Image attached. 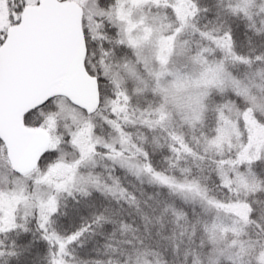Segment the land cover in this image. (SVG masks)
<instances>
[{
	"label": "snow or ice",
	"instance_id": "1",
	"mask_svg": "<svg viewBox=\"0 0 264 264\" xmlns=\"http://www.w3.org/2000/svg\"><path fill=\"white\" fill-rule=\"evenodd\" d=\"M66 2L0 0V129L11 125L21 103L31 91L50 85L55 76L71 69L70 42L56 22L57 13ZM106 3L107 0H90L84 5L88 21L81 20L83 67L85 74L95 83V102L76 101L75 105L69 104V110L63 105H57L53 110L56 97L49 96L41 104L25 111L22 117L25 129L30 126L40 128L43 124L49 128L55 126L59 131L63 122L66 133L62 138L53 137L51 149L33 157L28 167L12 161L4 137L0 135V159L5 168V180L0 184V239L13 234L17 237L12 241V250H0V256L10 257L6 264H35L25 257V253L30 256L33 245H43L47 264H74L72 250L82 248L85 241L106 224L113 225L109 242L104 245L109 260L81 261L79 264H148L144 258L158 254L159 233L146 231L144 236H140L124 221L115 219L119 213H113L105 206L104 199L115 196L118 184L113 179V187L109 188L107 184H101L100 175L93 172L98 151L96 145L101 141L92 139V118L94 109L99 110L101 105L110 103L105 99L107 88L101 85L112 82L116 89L111 101L113 113L117 110L118 98L131 102L132 96L127 92L129 83L133 84L137 95L154 94L148 108L140 112L141 116L146 112L151 117L144 123L153 134L152 143H155L156 132L164 133L166 144H156V148L167 147L177 163L193 160L200 172L207 165L216 177L215 191H209L198 175L185 176L183 184H177L168 180L166 174L162 176L160 170L152 165L153 153L149 152L152 144L147 136L136 148V154L144 161L142 167L136 168L138 175L143 172L152 181L167 185L160 191L177 200L184 196L187 201L185 186L190 190L194 219L189 218L183 208L175 213V218L180 237H184L190 227L192 236L187 237V241L204 255L203 260L196 259L192 264H264V201L257 199L256 194L251 197L242 195L250 185L260 187L264 192V180H259L253 172L256 165L264 162V147H254L250 137L233 143L226 135L224 119L235 112L241 129L253 118L264 124L260 118L264 112V88H249L241 77L230 79L225 75L226 68L231 70L227 63L229 59L248 68L264 64V53L248 57L236 53L231 28L197 29L193 20L182 13L183 0L180 3L164 0L167 8L175 9L176 17L169 21L167 27L158 23L159 14L152 11L160 6L161 0H143L142 6L132 12V16L138 18V29L124 22V12L129 10L130 3L111 0V7H103ZM220 3L223 4V0ZM187 7L193 9L192 17L201 11L196 0H191ZM221 14L253 23L258 16L264 15V0H238L234 5L230 3L221 7L217 19ZM106 25L111 27V34L104 31ZM189 31L194 36L198 34L200 41H211L212 48L198 43L193 50L184 41ZM260 34L264 35V32ZM105 44L111 45V49L105 48ZM93 46H98L100 53L101 67L96 72L89 66V59L97 54ZM124 48L132 53V58L122 64L114 62L123 70L124 78L118 80L119 74L112 72L114 64L108 58ZM216 49L223 50L224 55L219 57L218 64H207L204 53ZM192 86L200 88L195 96L190 90ZM177 112L184 119V124L179 127L176 124ZM210 120L213 123L211 134L205 133L199 138L193 136L192 142L186 136L180 139L184 127L195 132L203 129ZM193 142L198 146L193 147ZM119 143L120 150H115L113 144L104 147L108 150L107 161L113 167L122 168L126 164V159L122 158L123 146L129 144L123 133ZM65 144L73 148L71 162L64 159ZM61 170L65 174L58 177ZM69 198L77 205L84 201L83 206L77 209L82 222L77 229L63 235L54 227L55 218L67 216L66 212L61 213V207L67 206L64 201ZM4 201L14 203L15 209L6 210ZM158 204L151 205V209L157 211ZM241 206L248 209L247 215L235 223H225V213ZM196 208L201 209L202 216L197 214ZM135 211L143 214L144 209L137 204ZM85 215L90 219L84 221ZM144 218L147 220L146 216ZM33 223L35 231L29 227ZM128 231L134 233L131 238L116 240L118 232ZM171 240V247L164 246V251L177 258L182 254L183 264H189L190 250H185L184 240L177 241L175 234ZM117 244L123 247H117ZM22 257L25 258L22 260Z\"/></svg>",
	"mask_w": 264,
	"mask_h": 264
},
{
	"label": "trees",
	"instance_id": "2",
	"mask_svg": "<svg viewBox=\"0 0 264 264\" xmlns=\"http://www.w3.org/2000/svg\"><path fill=\"white\" fill-rule=\"evenodd\" d=\"M189 1L191 2V0ZM196 2L198 3L201 11L199 12V15L195 17L190 15V19L193 20V23L197 29L202 31H212L215 28H231L234 33L236 53L244 57L264 53V35L260 34L261 32H264V15L258 16L253 22V26V23H250L245 19L226 17L223 14H221L220 19H217V12L221 7H227L230 3L234 5L236 4L235 2L229 0H223V4L220 3V0H196ZM203 9H207L208 11L205 12ZM108 26L109 25L105 26L104 31L111 34L112 29L110 26ZM184 41H187L193 50L197 48L198 43L204 47H209L210 49L212 48L211 41H200L198 34L194 36L191 31L185 34ZM104 46L108 49H111L112 47L109 44H105ZM93 47H95L97 51V46ZM98 53L96 56H93L89 59V66L92 68L93 72H96L97 69L101 67L99 57H97ZM223 55L224 53L221 49L209 50L204 53V58L208 61V63H219V57H222ZM131 58V52L127 48H124L118 49L114 53V56L108 59L113 62V64H115V61H119L122 64L124 60ZM227 63L231 69L230 71L228 70V72L231 74L232 79L241 77L249 88H264V78H262L264 77V64H254L248 68H245L240 64L239 61L232 59H229ZM118 69L121 70L120 68ZM233 73L235 75H233ZM101 87L107 88L105 99L109 100L112 97V95H109L111 94V86L109 84H102ZM127 89L129 94L132 96L131 102L129 103V107L131 108L132 112L127 111L126 114L120 112L117 115H114L113 119H118H114L117 123V131H114L101 119V116H103L105 118H109L112 121V115L108 106L101 105V109L96 110L95 115L93 116V121L96 122L94 134L98 137L106 139V141H110V139H112V137L116 136L118 133L120 135L123 133V137L129 140V144L126 146L127 148L129 145L131 146V151L133 152L131 155L134 157L135 161H138L141 164H143L144 161H142L140 156L136 154V148L143 143L142 138L147 136L148 141L152 144V146L149 147V152L153 153L152 165L154 168L160 170L162 176L166 174L167 179L173 180L177 183H183L185 176L191 178L193 175H198L200 176L202 183L206 185L209 191H215L216 177L215 175L211 174V169L207 165L204 166V171L200 172L194 166L193 160L187 159L177 163L175 158L172 157V154L168 151L167 147L163 149L156 148V144H166V136L162 132H156L154 134L155 143H152L154 139L153 134L150 132L148 126L144 123L145 120H151V117L148 116L146 112L144 116H141L140 112L148 108L149 103L154 99V94L137 95L133 90L132 83L127 85ZM57 99L59 98H56V101ZM104 108H106V110H104ZM260 118L264 120V112L260 114ZM224 119L226 126H228L227 124L229 123H234L235 125L232 126L234 132L230 134L231 136H229L233 143L249 137L256 148L261 147L264 143V124L258 123L253 118L246 122L243 129H241L237 124V115L235 112L226 115ZM176 124L177 127H179L180 125L184 124V121H182L180 117H177ZM212 127L213 123L211 120L203 129L197 130L195 132H193V130L189 127H184L182 129L183 135L180 137V139L183 140L184 136H186L188 140L192 142L193 136L199 138L205 133L211 134ZM29 129L39 130L40 128L30 126ZM227 132L228 131H226V133ZM67 146L69 147L70 145L67 144ZM145 146L147 147V145ZM197 146L198 145L193 142V147ZM225 147L227 149L228 145L226 144ZM96 148L98 151L95 157L96 166L93 169L94 174L100 175V182L107 184L109 187H113V179H115L118 184L114 197L109 199H104L103 196L101 197L104 199V205L109 207L113 213H119V215L115 216V219L122 220L128 227L133 230H137L135 234L144 236L146 231H150L153 234L159 233V236L157 237L160 245L157 247L158 254H149L146 256L144 259L148 260V264H158V262L159 264H183L182 254L179 258H177L171 255L170 252L164 251V246L171 247V237L173 234H175L177 241L182 239L184 240L185 250H190L189 264H192V261L196 259L203 260L204 255L200 249L196 248L193 244H189L187 241V237L192 236L191 228H188V232L184 237H180V229L176 227L175 213L183 208L188 217L193 218L192 204L188 203V201H185L182 197L177 200L175 197H170L167 193L161 192L160 189L166 188L165 186L147 183L120 166L113 167L106 158L108 150L100 145H96ZM50 149L51 146L48 150ZM114 149L119 150V145L115 146ZM65 152H73V148L70 147L67 149L66 146H64L63 154ZM101 157H104V159ZM173 165H175V167ZM182 169L186 171L182 172ZM253 172L259 180H264V162L256 165L253 169ZM249 187L250 189L248 188L244 190L242 193L243 196L251 197L253 194H256L257 199L264 201V192L261 191L260 187H252L251 185ZM121 193H123V196ZM157 202H159L158 210L153 211L150 206L157 204ZM64 203H66L67 206L61 207V213L66 212L67 216H57L55 218L56 224L54 227L61 234L67 235L69 232L74 231L80 226L82 221L78 215L77 209L83 206L84 201H81V204L77 205L72 199L69 198L64 201ZM137 204L143 207V214L137 213L135 211ZM121 209H123V211H121ZM165 209L167 210L165 211ZM196 212L200 216L203 215L200 208H196ZM247 212L248 209L244 206L234 208L230 213H228L229 217L226 219L227 222L225 223H235L237 220H241L242 217L246 216ZM145 216L147 217V220H145ZM88 219H90V216L87 215H85L83 218L84 221H87ZM145 225H147V228H145ZM29 227L35 231L34 223L29 225ZM112 230L113 225L106 224L103 228L97 229L96 235L89 237V239L85 241L82 248L77 247L73 249L72 256L75 257L74 264H79L81 261L87 262L92 260H101L107 262L110 257L105 255L106 249L104 245L109 242V234L112 232ZM247 231H252V229H248ZM133 234L134 233L131 231L118 232L116 240L123 241L129 239L133 236ZM31 238L32 237H21V239ZM16 239L17 237L15 234L10 235L7 239H0V250L11 251L12 241ZM198 242L199 241L197 240V243ZM3 246L7 247L4 248ZM116 246L123 247L122 244H117ZM30 251V256L25 253V257H27L29 261H34L35 264H47L45 248L43 245H33ZM192 252H194L195 255H191ZM25 257H22V260ZM112 259H116V257H112ZM9 260L10 257L7 255L0 256V264H6V262Z\"/></svg>",
	"mask_w": 264,
	"mask_h": 264
},
{
	"label": "water",
	"instance_id": "3",
	"mask_svg": "<svg viewBox=\"0 0 264 264\" xmlns=\"http://www.w3.org/2000/svg\"><path fill=\"white\" fill-rule=\"evenodd\" d=\"M81 18L82 10L76 3L66 2L61 6L56 22L70 42L71 69L55 76L50 85L31 91L21 103L11 125L0 129L12 161L19 166L28 167L33 157L48 150L50 146V138L45 132L24 128L22 117L25 111L41 104L49 96L62 97L73 105L76 101L95 102V83L88 78L83 67Z\"/></svg>",
	"mask_w": 264,
	"mask_h": 264
},
{
	"label": "rangeland",
	"instance_id": "4",
	"mask_svg": "<svg viewBox=\"0 0 264 264\" xmlns=\"http://www.w3.org/2000/svg\"><path fill=\"white\" fill-rule=\"evenodd\" d=\"M229 1H232V2H235L237 3L238 0H229ZM67 2H74L76 3L81 9H82V12H83V15H82V18L85 20V21H88V13H87V10L84 8V5L86 4H89L90 3V0H67ZM181 0H177V3H180ZM121 3H130V8L129 10H126L124 12V22L128 23L131 27L133 28H139L140 27V24L137 22V17H134L132 16V12L135 11L136 9L140 8L142 6V3H143V0H121ZM183 3H184V7L182 8V13L188 17L190 19V14L192 13L193 9L190 8V7H187V4L190 3L189 0H183ZM103 7H111V0H107V3L102 5ZM152 11L154 13H158L159 14V21L158 23L163 25L164 27H167L168 24H169V21L170 20H173L175 19L176 17L174 16V12H175V9L174 8H167L165 3H164V0H161V3H160V6L157 8V7H154L152 9ZM109 27V26H108ZM190 32V31H189ZM187 32V33H189ZM99 51V47L97 46V53ZM223 51V50H222ZM132 54V53H131ZM100 56V53H98L97 57ZM112 60V59H111ZM205 62L209 65H216L218 63H208V61L204 58ZM111 62V61H110ZM101 66V65H100ZM112 72L114 74L118 73L119 76H118V80H122L124 77H123V70H119L115 64L113 66V69H112ZM225 75L232 79L231 77V74L228 72V69H225ZM110 86H111V94L109 95H112L113 96V93L116 91L115 87H114V84L112 82L108 83ZM191 93L193 96L197 95L200 91V88L199 87H196V86H192L191 87ZM127 92L129 93L128 89H127ZM162 98V97H161ZM110 101V103L107 104L108 108L110 109V112H111V115H112V121L109 119V118H105L103 116H101L102 120L107 124L109 125L114 131H117V123L115 122L116 120L114 119H117V118H114V115H117L118 113H123V114H126L127 111H131V108L129 107V101L123 99V98H118V102L116 103L115 107H116V112L113 113L112 112V97L108 100ZM69 104L66 100L64 99H57V101L55 102L54 104V108L53 110L55 109V107L57 105H63L64 108L66 110H69ZM120 109H123V111H120ZM104 110H106V108H104ZM177 117H180L182 121H184L183 117L180 115L179 112H177ZM105 118V119H104ZM118 120V119H117ZM92 123L94 125L93 127V131L91 133V136H92V139L93 141H101V143L97 144V145H100V146H105L106 144H113V147L115 146H118L119 145V150L121 149V144L119 143V140L121 138V135L118 133L116 136L112 137V139H110V141H106V139L104 138H101V137H98L94 134V130H95V126H96V122L93 121V118H92ZM228 126L226 127V131H228L226 133V135L231 136L230 134L234 132L233 130V127L232 126H235L234 123H229L227 124ZM231 127V128H230ZM28 130H32V131H43L45 132L49 138H50V146H51V140L53 137H58V138H62L63 135H65V127H64V124L63 122H61V124L59 125V131H57V128L55 126H52V127H45V125H41L40 129L39 130H33V129H29L27 128ZM124 138V137H123ZM115 141V143H114ZM64 146H66L67 149H69L71 146H67V144H65ZM261 147H264V143L262 144ZM131 146L129 145L128 148L126 145L123 146V157L122 158H125L126 159V164L124 167V169L128 170L129 172H131L132 174H134L136 177L144 180L145 182L147 183H150V184H155V185H161V186H165L167 187V185H162V184H159L158 182H154L152 181L151 177L148 175V174H145L143 172H141L139 175L137 174L136 172V168L138 167H142V164L138 161H135L134 157L131 155L133 152L131 151ZM124 155H127V156H130V157H127V156H124ZM64 156V159L68 162H71L73 160V152H65L63 154ZM65 173L63 172V170H61L60 172H58V177L60 176H63ZM4 180H5V168H4V162L2 159H0V184H3L4 183ZM170 180V179H168ZM173 181V180H171ZM101 184H104L102 182H100ZM177 183V182H176ZM177 184H183V183H177ZM108 186V185H107ZM109 187V186H108ZM111 188V187H109ZM250 189V187H249ZM184 195L188 196V203H191L192 204V201H191V194H190V190L188 188V186H185L184 188ZM183 199H184V196H181ZM3 207L6 209V210H14L15 209V204L14 203H10L8 201H4L3 202ZM225 216H226V219H228L229 217V214L228 213H225ZM225 222H227V220H225ZM232 224V223H230ZM223 246V243L221 242V247Z\"/></svg>",
	"mask_w": 264,
	"mask_h": 264
}]
</instances>
